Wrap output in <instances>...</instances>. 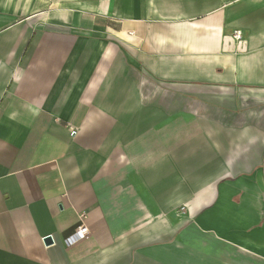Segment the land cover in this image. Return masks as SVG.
<instances>
[{"label": "crops", "instance_id": "crops-1", "mask_svg": "<svg viewBox=\"0 0 264 264\" xmlns=\"http://www.w3.org/2000/svg\"><path fill=\"white\" fill-rule=\"evenodd\" d=\"M0 264H264V0H0Z\"/></svg>", "mask_w": 264, "mask_h": 264}, {"label": "built area", "instance_id": "built-area-1", "mask_svg": "<svg viewBox=\"0 0 264 264\" xmlns=\"http://www.w3.org/2000/svg\"><path fill=\"white\" fill-rule=\"evenodd\" d=\"M236 37H240V35H238V33H237ZM70 134L74 135L75 131L72 130L70 132ZM86 218H87L86 214H84V213L79 215L78 224H77L75 231L70 236L66 237L64 240V242L67 246H71V245L77 243L78 241L83 239L88 234V228L85 224Z\"/></svg>", "mask_w": 264, "mask_h": 264}, {"label": "water", "instance_id": "water-1", "mask_svg": "<svg viewBox=\"0 0 264 264\" xmlns=\"http://www.w3.org/2000/svg\"><path fill=\"white\" fill-rule=\"evenodd\" d=\"M44 242L49 244L51 242V239L49 237H47V238L44 239Z\"/></svg>", "mask_w": 264, "mask_h": 264}]
</instances>
